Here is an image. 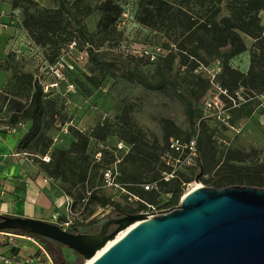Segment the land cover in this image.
I'll use <instances>...</instances> for the list:
<instances>
[{"label":"rangeland","instance_id":"obj_1","mask_svg":"<svg viewBox=\"0 0 264 264\" xmlns=\"http://www.w3.org/2000/svg\"><path fill=\"white\" fill-rule=\"evenodd\" d=\"M147 1L0 0V14L9 27L5 37L14 44L0 63L9 74L0 90V124L23 122L21 147L72 200L73 224L95 222L99 230L122 210L140 214L148 210L147 204L169 211L195 187H214L231 172L264 169V95L249 92L240 80L235 95L227 93L235 97L236 106L229 105L219 86L227 78L223 63L230 48H221L219 57L201 50L196 58L190 51L198 45L184 39L187 18L215 17L216 0H162L169 4L158 3L146 11ZM105 3L110 4V18L101 23ZM221 6L220 15L225 16V0ZM243 40L247 50L228 63L247 73L254 40ZM138 76L160 87H150ZM36 82L45 102L37 120L28 109ZM238 100L254 109L252 116L238 117ZM219 101L226 109L231 106L230 112L213 105ZM195 132L203 152L216 164L201 170L198 159L196 166L178 174L177 183L161 184L155 202L149 203L140 196V184L161 174L167 141L186 140ZM62 152H69L74 163L57 172L55 165L64 162ZM178 187L183 195L168 207ZM91 192L114 204L88 207L87 198L80 197ZM67 215L66 206L57 225ZM90 228L80 229L83 233ZM63 251L70 264H86L67 247Z\"/></svg>","mask_w":264,"mask_h":264},{"label":"water","instance_id":"obj_2","mask_svg":"<svg viewBox=\"0 0 264 264\" xmlns=\"http://www.w3.org/2000/svg\"><path fill=\"white\" fill-rule=\"evenodd\" d=\"M145 219L144 214H126L87 234L0 215V232L51 239L85 261L94 259L91 264H264V187H200L185 194L175 210ZM111 225L116 228L109 232ZM110 242L114 244L104 250Z\"/></svg>","mask_w":264,"mask_h":264},{"label":"trees","instance_id":"obj_3","mask_svg":"<svg viewBox=\"0 0 264 264\" xmlns=\"http://www.w3.org/2000/svg\"><path fill=\"white\" fill-rule=\"evenodd\" d=\"M225 1H226L225 16L220 15L224 11L221 6L222 0H216V3L218 4V8L215 17L206 18V16L203 14L195 15V16L192 15L194 19H192L191 16L188 17L187 18L188 23L183 27V31L186 33L184 39L185 41H189L190 43H196L198 45L193 50L190 51L191 55L196 58H199L201 56L199 53V51L201 50L204 52H209L211 55H215L216 57H219L221 48L227 46L230 48L229 53L225 54L226 60L223 63V69H224L223 76H227V78L219 86L222 91L226 93L230 92L235 95L236 89L240 88L238 87L237 83L240 80H242L243 82L242 87H245L246 90H249L250 92L251 89H254L259 95H264V20H263L264 0H225ZM158 3H162V4L164 3L166 5L169 4V2L166 1L163 2L162 0H148L143 6L144 10L147 11L149 7H155V5ZM109 5L110 4L105 3L102 6L103 16L101 23H104L110 18L108 13L111 11V8H109ZM120 14L121 11L118 10V15ZM173 16L175 17V15L172 13V17ZM244 36L251 37L254 40L250 55L251 56L250 66L247 73L234 70L229 66L228 63L229 59L247 50V46L243 40ZM138 77L141 81H143L145 84H147L150 87H158V88L160 87V84H157L158 86H153L150 82H148V80L144 76H138ZM34 88L35 90L31 97V102L28 109L33 110V114L31 115V117L34 119L36 118L37 120V118L41 119V117L43 116L45 109V102L43 100L42 86L36 82L34 84ZM255 93L253 96L258 95ZM221 95L222 97L223 96L228 97L226 94L223 93ZM229 105H231V102H229ZM238 106H239L237 107L238 110H234V111L238 112L239 118L242 117L248 118L252 116L254 112L253 108H247L248 105H244L239 100H238ZM230 108L231 106L227 107L229 112H230L229 110ZM188 114H189V118L193 119L194 112L191 104H188ZM228 116L230 119L229 114ZM228 116L226 117L228 118ZM16 119L17 117L14 116L13 122H15ZM171 138H169V140ZM174 138H179V137H174ZM193 138H196L197 140L198 159L200 161V167H207V166L214 167L216 163L214 162L213 157L203 152L202 150V142L199 140L200 139L199 132L198 133L195 132V134L192 137L186 140H183L182 138L179 139L182 140V142L187 143L190 142ZM22 139L23 138H21L20 141V149L23 152L31 155L32 158L35 157L30 152L22 149L21 147L23 142ZM169 140L166 143L165 151L161 157L163 164V170L161 174H158L157 178H154L149 182L140 184L141 185L140 196L145 197L149 203L155 202L154 200L157 194L159 193V187L161 184H169L171 182L177 183L178 180H180L178 175L179 173L173 175V177H171L169 180L164 179L163 174L169 172V167L166 165V163L163 160V156L168 148ZM75 145L76 144H73V146ZM68 153L69 152H62V156H63L62 160L64 162H61L60 164H56L54 167L55 171L60 172V169L64 167V165H69V166L73 165L74 162L73 163L70 162V157L68 156ZM263 172L264 169L261 170L260 172H252L251 174H241L239 172H231L225 174L223 178L215 184L214 188L222 189L232 185H249L256 187H264ZM63 173L65 172H61L59 174L63 175ZM54 177L58 178L59 176H54ZM84 178L85 177H83L82 181H84ZM73 185H75V183H73ZM149 185H154V187L146 190L145 187ZM62 190L64 191L63 188ZM182 195L183 192L181 187L175 189L173 191L172 198L168 203V207L177 205ZM84 198H87L88 207L96 203L103 207L108 206L110 204H114V202L111 201L106 196H101L93 192H91L88 196L87 194L81 195L80 199H84ZM148 205L149 204H147V206ZM121 212L122 213H120L121 214L120 216H124L126 214L132 213V212L130 213L126 212V210H122ZM94 226H95V222H89L86 225L82 223H77L72 225L70 231L81 232L80 228L91 227L88 231L83 232L90 234L91 232L98 231L94 228ZM10 232H14L22 235H30L18 231H10ZM31 236L38 239L44 245V247L52 256L55 264H68L69 256L65 255L64 253L58 250V247L61 246L65 247V246L51 239L43 238L36 235H31Z\"/></svg>","mask_w":264,"mask_h":264},{"label":"crops","instance_id":"obj_4","mask_svg":"<svg viewBox=\"0 0 264 264\" xmlns=\"http://www.w3.org/2000/svg\"><path fill=\"white\" fill-rule=\"evenodd\" d=\"M6 20L0 14V63L14 45L5 37L9 31ZM8 75L0 69V90ZM20 133H9L0 124V215L58 224L67 206V196L41 172L32 156L20 149ZM8 253V248H0V257Z\"/></svg>","mask_w":264,"mask_h":264},{"label":"built area","instance_id":"obj_5","mask_svg":"<svg viewBox=\"0 0 264 264\" xmlns=\"http://www.w3.org/2000/svg\"><path fill=\"white\" fill-rule=\"evenodd\" d=\"M222 91V90H221ZM223 94L226 92L222 91ZM232 106H236L233 97H228ZM213 105L227 112L226 106L222 102H214ZM23 127V122H19L13 126H6L4 129L9 133H17ZM163 160L169 167V172L164 173V179L169 180L173 175L180 173L184 168H192L196 166L198 160L197 140L193 138L190 142L184 143L179 138H171L168 148L163 156ZM154 185L146 186L145 189L153 188ZM73 202L67 198L68 215L64 217V221L59 223L63 230L70 231L73 221L71 220ZM160 211L154 205H148L147 211H141L140 214L149 215V218L159 216L175 210ZM8 248V255L0 257V264H55L52 256L44 247V245L31 235H22L10 231L0 232V248Z\"/></svg>","mask_w":264,"mask_h":264},{"label":"bare ground","instance_id":"obj_6","mask_svg":"<svg viewBox=\"0 0 264 264\" xmlns=\"http://www.w3.org/2000/svg\"><path fill=\"white\" fill-rule=\"evenodd\" d=\"M198 188H199V187H198ZM195 189H197V188L195 187ZM195 189H193V190H195ZM193 190H192V191H193ZM192 191H190V192H192ZM148 218H149V217H146L145 221L148 220ZM141 223H142V221H139V222H137L134 226L130 227L127 231L120 233V234L118 235L116 241H118V240H120L121 238H123V237H124V236H125L130 230H132V229L135 228L136 226L140 225ZM113 244H114L113 242H110L104 250H106L107 248H109V247L112 246ZM102 252H103V251L99 252L98 255L101 254ZM93 260H94V259H92V260H87V261H86V264H91V263L93 262Z\"/></svg>","mask_w":264,"mask_h":264},{"label":"flooded vegetation","instance_id":"obj_7","mask_svg":"<svg viewBox=\"0 0 264 264\" xmlns=\"http://www.w3.org/2000/svg\"><path fill=\"white\" fill-rule=\"evenodd\" d=\"M120 217H122V216H120V215H116L115 217H111V218H109L108 220H111V219H117V218H120ZM108 220H106L105 222H107ZM116 228V226L115 225H111L110 226V228H109V232H112L114 229ZM100 230V229H99ZM98 230V231H99ZM97 231V232H98ZM94 233H96V232H91L90 234H94ZM56 246V245H55ZM57 247V246H56ZM65 247H58V250L60 251V252H62V253H64L65 255H68V254H66L64 251H63V249H64ZM69 256V255H68ZM70 261H71V259H70V256H69V258H68V264H70Z\"/></svg>","mask_w":264,"mask_h":264}]
</instances>
